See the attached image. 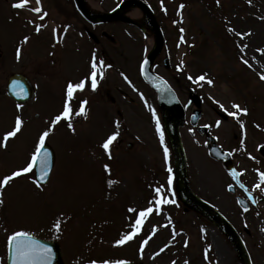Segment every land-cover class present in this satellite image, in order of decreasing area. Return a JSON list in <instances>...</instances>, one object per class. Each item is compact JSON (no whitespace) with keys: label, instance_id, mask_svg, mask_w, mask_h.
Wrapping results in <instances>:
<instances>
[{"label":"rangeland","instance_id":"1","mask_svg":"<svg viewBox=\"0 0 264 264\" xmlns=\"http://www.w3.org/2000/svg\"><path fill=\"white\" fill-rule=\"evenodd\" d=\"M56 1L62 7L66 5L65 11L70 13L68 0H40L39 5L36 0H29L23 8L13 7L18 0H0V140L4 132L14 127L17 115L24 122L21 131L9 138L7 146H0V178L26 165L39 135L45 130H49L46 141L55 155L46 184L38 187L31 173H27L0 189L3 200L0 204V264H5L7 236L19 230L55 240L64 264H90L95 260L138 264H242L230 242L215 226L177 201H171L169 206L160 204L158 210L153 208V216L143 222L141 231L133 239L123 245L115 243L132 231L131 225L139 211L152 205L150 201L156 188L162 187L164 196L169 193L165 191L169 179L165 173L170 165V151L164 137L168 148L165 160L156 122L151 120L153 112L159 113V103L154 92L137 76L138 61L151 45L152 33L119 22L95 28L97 37L104 34L106 41L109 31L112 41L99 40L97 50L99 46L109 54L112 50L120 66L119 73L130 85L115 71L118 67L113 59L107 69L115 70L104 73L98 86L104 92L103 99L100 91L96 93L92 86L88 87L91 85L88 77L84 93L93 102L84 107V114L71 121L72 128L64 119L51 125L55 112L67 99L68 82H80L76 70L81 69L82 74L86 71L85 75L90 76L92 70L87 64L92 62L96 51L89 37L72 49L74 41H78L75 29L78 20L59 16ZM84 1L93 11H106L121 0ZM144 1L161 17L159 24L165 42L153 71L166 79L183 103L188 86L184 85L182 75L174 73V68L185 62L184 73L192 77L194 90L203 97L202 122L210 125L220 147L231 153L249 190L259 183V172L264 171V159L256 152L257 146L264 143V79H261L264 74V0H220L222 7L214 10L204 0ZM36 6L42 9L40 13L31 10ZM44 13L47 15L43 16ZM127 13L129 15V11ZM65 23L71 27L63 41V30L57 29ZM36 25L42 26L38 32H33ZM216 28L220 36L214 35ZM230 28L235 31H229ZM56 30L57 42L51 37ZM249 32L250 35L243 37L237 35ZM179 34L184 37V44L180 42L182 45L175 47ZM26 36L29 39L25 42ZM164 56L169 60L167 68L163 67ZM103 57L105 62L109 61V56L104 54ZM241 57L248 60V64ZM201 71L205 79L197 82V73ZM13 72L28 76L38 92L33 102L22 108H17L4 93L5 81ZM111 94L115 97L112 103ZM75 100L78 97L73 96L70 103L72 113L76 114L79 109L72 105ZM235 104L246 108L247 113H238V117L228 115L237 111ZM117 110L122 113V119L117 117ZM253 120L255 128L251 126ZM113 133L118 135L106 151L102 145ZM180 133L193 190L236 228L252 264H264V184L254 187L257 189L255 204L243 211L234 194L226 191L231 180L222 164L206 155L203 140L190 137L184 130ZM127 142L132 144L130 149ZM106 164L110 171L105 169ZM110 180L114 181L111 185ZM130 208L136 212L129 211ZM57 221L59 230L54 227ZM145 240L148 242L141 249ZM185 241H188L187 246Z\"/></svg>","mask_w":264,"mask_h":264},{"label":"snow or ice","instance_id":"2","mask_svg":"<svg viewBox=\"0 0 264 264\" xmlns=\"http://www.w3.org/2000/svg\"><path fill=\"white\" fill-rule=\"evenodd\" d=\"M220 0H217V4H219ZM249 2H251V0H249ZM29 3V0H18L17 3L13 4V7H17V8H23L25 6H27ZM36 4L39 5L40 4V0H36ZM181 8L184 7V5H180ZM33 12L36 13H40L42 11V9L37 6L35 8L31 9ZM47 13H44L43 16H46ZM43 16H41V19H43ZM42 25H37L36 27V31L38 32L40 30V27ZM183 29H181V32L183 33ZM229 31H235V29H229ZM237 35H240L241 37L245 36V35H250L249 33H237ZM29 38L26 36L24 37L25 42L28 40ZM181 41H183L184 37L181 36ZM243 47H247L246 45H244ZM243 47H242V51H243ZM258 51H261L258 49ZM20 55V49H17V58H19ZM241 59H243V57H241ZM243 62L245 64H248V60L243 59ZM144 63H147V61H145ZM100 66L103 67V61H100ZM91 68L92 71L90 73V79H91V84H92V88L95 89L97 86V73L99 71L98 67H97V61L95 59V57H93L92 60V64H91ZM141 70L143 71V65H141ZM102 74V73H101ZM189 79H192V77L190 76ZM205 76L201 75L199 77H196V81L199 82L201 80H204ZM261 79H264V74L261 75ZM208 83H212L211 80H208ZM85 86V81L81 80L79 83H73L71 81L68 82L67 84V89H66V95H67V99L64 101V105H63V110L54 117V119L51 120V125H56L59 121H61L62 119H68L69 120V124L68 127L72 128V124L70 122L71 120V114H72V108H71V100L74 96V93L77 89H83ZM12 87H13V91L15 92L16 95H27L26 90L24 89L23 85L20 84L19 81H12ZM87 103V101H82L81 105H80V109L79 111L76 113V115H81L84 114L85 112V108L84 105ZM22 107L21 105L17 104V108ZM221 107L223 108V105H221ZM233 107L237 110V111H232L229 112L228 115L233 116V117H238V113H247V109L246 108H242L240 105L235 104L233 105ZM225 111H227V109H225ZM153 118L156 119V126H157V131L160 134V142L162 145H164V135H163V131L161 130L160 127V122L159 119L155 116V112H153ZM23 120L21 118V116L17 115L15 117V121H14V127L11 128V130L6 131L3 133V138L2 140H0V146H7V142L9 140V138H13L15 137L22 129L23 126ZM217 125L220 124V121L216 122ZM241 127H243V123L241 122ZM49 135V130H45L43 131L38 138V141L35 145V149L34 151L31 153L30 155V159L28 160V162L26 163L25 166H22L20 168H17L16 170H13L10 172V174L4 175L2 178H0V189L5 188L12 180H14L17 177H20L24 174L27 173H31L34 169V167L39 166V179L36 180L37 186H41V182L47 179L48 176V172L50 170L49 168V157H50V153L48 152L47 148L45 147V140ZM118 133H113L110 136H108V138L104 141L102 147L107 151L109 149V146L112 144V142L116 139ZM243 143V141H242ZM110 155V152H109ZM164 157L165 160L168 159V148L166 145H164ZM106 170L110 171L109 166L106 164L104 165ZM169 172H171V168L169 167L168 169ZM231 175L233 176V178L238 179V173L236 171V169H231L230 170ZM109 185H111L112 183H114V181H109L108 182ZM169 183H171V176H169ZM261 184H264V171H260L259 172V183H257L256 185H254L255 188H259L261 186ZM243 187V185H241ZM229 188H232V185L229 184L228 185ZM156 192V200L155 203L157 206H159L160 204H164V203H168L169 201L164 197V195L162 194L163 190L162 188H156L155 189ZM3 203V200L0 199V204ZM151 201H150V205H151ZM247 210V209H245ZM129 211L131 212H136V209H132L130 208ZM153 212V207L149 206L141 211H139V214L136 217L135 223H133L131 225L132 231L127 232L125 234H123L118 240L115 241V243L117 245H123L124 243H126L127 241L131 240L134 238V236L136 234H138L141 231L142 228V224L144 222V219ZM54 227L59 230L60 228V222L57 221L56 224L54 225ZM148 241L145 240L142 242L141 244V249H143L144 244H146ZM188 241H185V245L187 246ZM7 245L9 248V251L11 252L12 255V264H50V260H51V255H52V249L47 245L42 243L40 240L36 239L32 233L28 232V231H24V230H19V231H13L11 232L8 236H7ZM167 247V245H165V248ZM160 251H164V249H160ZM207 252V249L205 250ZM90 264H127L126 261H122V260H116V261H101V262H97V261H91ZM173 264H175V262H173ZM187 264V262H186Z\"/></svg>","mask_w":264,"mask_h":264},{"label":"water","instance_id":"3","mask_svg":"<svg viewBox=\"0 0 264 264\" xmlns=\"http://www.w3.org/2000/svg\"><path fill=\"white\" fill-rule=\"evenodd\" d=\"M75 2L78 5L82 14L86 16L88 20L96 21V22L100 20H107V19L124 20L128 22L129 20L122 15V12L126 8L132 5H136L142 10L143 14L145 15V22L152 29L154 33V39H155L153 50L150 52L148 57L144 60V62L147 61V63L143 62L144 70L142 71V77L157 91L159 99L164 101V105L162 107V113H163L164 125L166 128L170 143L172 145V149L174 151V159H175L174 167H175V174H176V179H177L178 193L180 197L183 199H186L192 205L193 208L201 212L208 219L214 222L223 232H225L229 236V238L232 240L241 258L244 260V264H249L246 252L243 249L240 241L237 239L230 225L224 220V218L217 211H215L209 205H207L202 200L197 198L190 191L186 183L184 153H183V150L180 144L178 130H177L178 124H182V121H183V111L180 105L178 104V101L174 95V92L166 85V83L162 79L152 74L149 69V66L153 58L159 52L161 45H162V35L160 33V30L158 28V25L155 21L153 14L151 13L149 8L144 3L138 0H126L122 4H120L116 10L108 14H104V15H96V14L90 13V11L83 5L81 0H75ZM14 80L19 81L20 84L23 85L24 89L27 92V95H16L15 94V92L13 91V87H12V81ZM7 92L13 99L19 102H25L27 99H29L32 96V93H33L32 87L30 86L26 78L18 74H14L9 78L8 84H7ZM192 98L195 100L196 104L199 105V99L196 98L195 96H192ZM45 147L50 153L49 168L51 170V167L54 161V155H53L51 148L47 144H45ZM211 152L217 157L223 159L224 165L228 170L231 169V163H230V160L227 154L219 150L218 147L215 146L214 144L211 146ZM262 153L264 155V148H262ZM34 169H35V179L38 180L39 179V166L34 167ZM50 170L48 172V176H49ZM48 176H47V179H48ZM47 179L42 181L41 183H45ZM42 243L47 244L52 249L50 264H62L61 257H60V251L58 247L52 242H42ZM8 264H12V255L10 251H9ZM127 264H133V263H127Z\"/></svg>","mask_w":264,"mask_h":264},{"label":"bare ground","instance_id":"4","mask_svg":"<svg viewBox=\"0 0 264 264\" xmlns=\"http://www.w3.org/2000/svg\"><path fill=\"white\" fill-rule=\"evenodd\" d=\"M130 13H131L130 16H132V17H136L137 16V13L135 11H132Z\"/></svg>","mask_w":264,"mask_h":264},{"label":"flooded vegetation","instance_id":"5","mask_svg":"<svg viewBox=\"0 0 264 264\" xmlns=\"http://www.w3.org/2000/svg\"><path fill=\"white\" fill-rule=\"evenodd\" d=\"M189 133H190V134H193V132H192V131H189Z\"/></svg>","mask_w":264,"mask_h":264},{"label":"trees","instance_id":"6","mask_svg":"<svg viewBox=\"0 0 264 264\" xmlns=\"http://www.w3.org/2000/svg\"><path fill=\"white\" fill-rule=\"evenodd\" d=\"M208 3H209V5H211V2H210V0L208 1Z\"/></svg>","mask_w":264,"mask_h":264}]
</instances>
